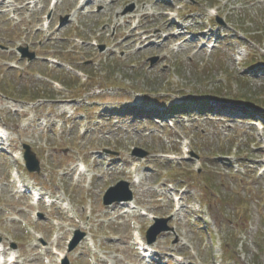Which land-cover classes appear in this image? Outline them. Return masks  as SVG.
Masks as SVG:
<instances>
[{
  "label": "rangeland",
  "instance_id": "rangeland-1",
  "mask_svg": "<svg viewBox=\"0 0 264 264\" xmlns=\"http://www.w3.org/2000/svg\"><path fill=\"white\" fill-rule=\"evenodd\" d=\"M13 1L23 9L8 21L12 7H5L11 11L0 16V43L15 46V31L6 28L15 27L19 43L38 55L26 64L0 50V125L9 134L0 148V238L6 247L19 246L21 264H42L28 230H41L49 241L53 219L63 223L62 252L68 238L86 233L70 264H173L176 254L185 264H216L213 257L218 264H264V126L230 116L226 107L152 120L180 97L224 100L217 96L224 88L231 98L243 97L233 107L259 109L245 99L264 101V0H85L84 6L58 0L53 11L49 0L36 10ZM165 11H172L168 18ZM176 17L183 30L172 25ZM253 59L257 68L245 70ZM24 145L36 153L40 173L25 170ZM12 153L22 160L13 165ZM80 165L87 171L81 176ZM14 167L55 200L37 208L42 220L34 222L36 208L12 192ZM120 181L130 184L136 209L103 205L106 190ZM173 196L184 198L179 211ZM153 218H171L172 230L150 246L156 261L147 262L130 231L137 222L146 242Z\"/></svg>",
  "mask_w": 264,
  "mask_h": 264
},
{
  "label": "water",
  "instance_id": "water-1",
  "mask_svg": "<svg viewBox=\"0 0 264 264\" xmlns=\"http://www.w3.org/2000/svg\"><path fill=\"white\" fill-rule=\"evenodd\" d=\"M133 7H131L129 9V11H132ZM20 51L22 52L23 56H27V50L24 49H20ZM30 60L34 59L35 56L33 54L29 55ZM26 153H25V159L27 161V167L31 172H39L40 167H39V162L36 159L35 155H33L30 151L29 147H25ZM138 154H141V151H137ZM133 200V193L129 188V183L127 182H120L118 183L116 186L111 187L104 198V204L105 205H111L115 202H127V201H131ZM167 220H158L157 223L158 224H162L161 227H159V225L155 226L153 228L154 231V235L151 239V242L155 241L157 235H159L160 233L164 232V231H168L169 228L167 227ZM78 240V239H77ZM77 243V242H76ZM75 243V244H76Z\"/></svg>",
  "mask_w": 264,
  "mask_h": 264
},
{
  "label": "trees",
  "instance_id": "trees-1",
  "mask_svg": "<svg viewBox=\"0 0 264 264\" xmlns=\"http://www.w3.org/2000/svg\"><path fill=\"white\" fill-rule=\"evenodd\" d=\"M262 40V38H260V40L259 41H261ZM264 59V58H263ZM254 67L255 66V62H252V63H250L249 65H248V67ZM238 79H240V77H237ZM231 79H232V77H231ZM217 96L220 98L221 96H226V97H224V99H227V100H230V101H234V102H236V101H238L240 98H243V97H239V98H236V97H234V98H231L230 96H231V91L230 90H228V88H224V89H220L218 92H217ZM241 101H243V100H241ZM245 101L246 102H250L251 104H253V105H257L256 107H258V108H260V107H262L263 105H264V101H259V97L256 99V98H253V97H250V98H247L246 97V99H245ZM260 106V107H259ZM263 116H264V114H263Z\"/></svg>",
  "mask_w": 264,
  "mask_h": 264
},
{
  "label": "bare ground",
  "instance_id": "bare-ground-1",
  "mask_svg": "<svg viewBox=\"0 0 264 264\" xmlns=\"http://www.w3.org/2000/svg\"><path fill=\"white\" fill-rule=\"evenodd\" d=\"M135 185H140L139 181H135L134 182ZM135 203V201L129 202V203H123L122 206L124 208H131V206ZM65 208H68V206H66Z\"/></svg>",
  "mask_w": 264,
  "mask_h": 264
},
{
  "label": "flooded vegetation",
  "instance_id": "flooded-vegetation-1",
  "mask_svg": "<svg viewBox=\"0 0 264 264\" xmlns=\"http://www.w3.org/2000/svg\"><path fill=\"white\" fill-rule=\"evenodd\" d=\"M11 40H12V38H11Z\"/></svg>",
  "mask_w": 264,
  "mask_h": 264
}]
</instances>
